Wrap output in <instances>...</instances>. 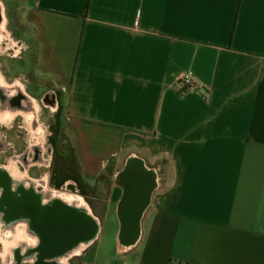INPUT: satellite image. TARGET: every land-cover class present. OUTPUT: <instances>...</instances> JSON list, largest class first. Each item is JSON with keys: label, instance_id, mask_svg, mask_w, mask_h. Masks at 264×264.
Instances as JSON below:
<instances>
[{"label": "crops", "instance_id": "obj_1", "mask_svg": "<svg viewBox=\"0 0 264 264\" xmlns=\"http://www.w3.org/2000/svg\"><path fill=\"white\" fill-rule=\"evenodd\" d=\"M31 2L36 76L0 102L72 133L95 218L102 203L74 264H264V0Z\"/></svg>", "mask_w": 264, "mask_h": 264}, {"label": "rangeland", "instance_id": "obj_2", "mask_svg": "<svg viewBox=\"0 0 264 264\" xmlns=\"http://www.w3.org/2000/svg\"><path fill=\"white\" fill-rule=\"evenodd\" d=\"M31 1L0 0V74L8 85L18 82L24 93L29 92L27 81L36 76V43L28 17ZM2 14L5 19L3 27ZM2 91L0 88V92ZM17 94H21L19 89ZM52 111L37 105V110L29 113L32 115L15 116L12 124L6 128L12 132V136L5 131L0 132V139L3 141L0 142V152H4L3 155L0 154V166L4 169L13 166L21 176L28 175L33 179L41 174L39 179H45L50 189L56 190L53 185L60 186L61 195L76 194L87 202L85 195L88 187L81 177L72 133L62 117ZM41 147L47 151L45 160H30L22 156L27 149L33 151ZM97 206L99 210L95 208L94 215L101 221L99 213L102 203L98 202ZM111 213L104 224L102 237V243L109 252L114 247L112 235L115 220L113 211ZM110 229L112 230L109 231ZM35 248L36 246L31 250ZM3 252L4 247L0 243V254ZM14 260V264H17L18 259ZM0 264H3L1 259Z\"/></svg>", "mask_w": 264, "mask_h": 264}, {"label": "flooded vegetation", "instance_id": "obj_3", "mask_svg": "<svg viewBox=\"0 0 264 264\" xmlns=\"http://www.w3.org/2000/svg\"><path fill=\"white\" fill-rule=\"evenodd\" d=\"M0 88L8 98L17 94L18 89L22 91L18 82L8 85L1 74ZM24 97L16 98L13 106L24 108L21 104ZM32 104L36 111L35 101ZM20 114L27 115L10 111L0 102V125L9 126L15 116ZM0 130L5 131L3 127ZM27 158L33 160L30 156ZM40 176L42 175L39 174L37 179H33L28 175L21 176L13 166L6 169L0 167V243L4 247L0 259L3 264H14L16 258L17 262L20 260L18 264L55 263L56 255L64 254L74 245L77 220L81 227L84 226L85 233H89V221L84 222L82 215L74 208L60 206L61 201L73 205L74 198L79 196L65 194L64 198L61 197L60 186L53 185L56 190L50 189L45 179H39ZM98 221L100 234L102 223L99 219ZM2 240L6 241V245ZM72 259L68 261L69 264Z\"/></svg>", "mask_w": 264, "mask_h": 264}, {"label": "bare ground", "instance_id": "obj_4", "mask_svg": "<svg viewBox=\"0 0 264 264\" xmlns=\"http://www.w3.org/2000/svg\"><path fill=\"white\" fill-rule=\"evenodd\" d=\"M5 25V19L4 16L2 14V23H1V27H3ZM61 197L64 198L63 195H61ZM72 199V198H71ZM75 199V200H74ZM73 200V205H68L65 204L61 201L60 206L61 207H67V208H74L76 210L77 213L82 215V218L85 221H89L93 226H92V232L91 233H85V228L81 227L80 224L76 223V234L74 235V239L75 241L73 242L74 245L72 247H70V249L66 250V252L60 256L56 255V262L53 263L51 262V264H68V261L76 256H79L82 254V252L84 250H86V248H88L94 241L95 239L98 237L99 234V221L97 218H95L92 213L91 210L89 208V206L84 202V200L80 197L78 198H74ZM86 239V240H85ZM2 243L4 245H6V241L2 240ZM20 261V260H19ZM19 261L17 262V264L19 263Z\"/></svg>", "mask_w": 264, "mask_h": 264}, {"label": "built area", "instance_id": "obj_5", "mask_svg": "<svg viewBox=\"0 0 264 264\" xmlns=\"http://www.w3.org/2000/svg\"><path fill=\"white\" fill-rule=\"evenodd\" d=\"M180 92L185 93L196 88V82L194 81L192 75L188 72L184 73L178 82Z\"/></svg>", "mask_w": 264, "mask_h": 264}, {"label": "water", "instance_id": "obj_6", "mask_svg": "<svg viewBox=\"0 0 264 264\" xmlns=\"http://www.w3.org/2000/svg\"><path fill=\"white\" fill-rule=\"evenodd\" d=\"M92 224L89 226V233H91L92 232Z\"/></svg>", "mask_w": 264, "mask_h": 264}, {"label": "trees", "instance_id": "obj_7", "mask_svg": "<svg viewBox=\"0 0 264 264\" xmlns=\"http://www.w3.org/2000/svg\"><path fill=\"white\" fill-rule=\"evenodd\" d=\"M62 108H63V106L60 107V114L62 113V110H63ZM60 117H61V115H60Z\"/></svg>", "mask_w": 264, "mask_h": 264}]
</instances>
